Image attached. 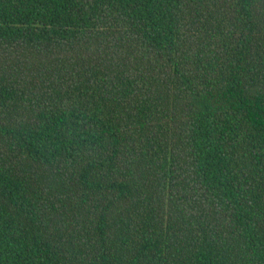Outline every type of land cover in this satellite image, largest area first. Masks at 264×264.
I'll list each match as a JSON object with an SVG mask.
<instances>
[{"label":"trees","instance_id":"16d2710c","mask_svg":"<svg viewBox=\"0 0 264 264\" xmlns=\"http://www.w3.org/2000/svg\"><path fill=\"white\" fill-rule=\"evenodd\" d=\"M0 264H264V0H0Z\"/></svg>","mask_w":264,"mask_h":264}]
</instances>
